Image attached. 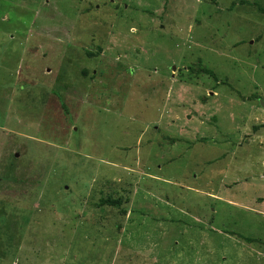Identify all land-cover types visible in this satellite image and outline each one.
I'll use <instances>...</instances> for the list:
<instances>
[{
	"label": "rangeland",
	"instance_id": "374dc122",
	"mask_svg": "<svg viewBox=\"0 0 264 264\" xmlns=\"http://www.w3.org/2000/svg\"><path fill=\"white\" fill-rule=\"evenodd\" d=\"M0 264H264V0H0Z\"/></svg>",
	"mask_w": 264,
	"mask_h": 264
},
{
	"label": "trees",
	"instance_id": "16d2710c",
	"mask_svg": "<svg viewBox=\"0 0 264 264\" xmlns=\"http://www.w3.org/2000/svg\"><path fill=\"white\" fill-rule=\"evenodd\" d=\"M208 72H212V71H208ZM110 202L112 204H120V201H117V200H110Z\"/></svg>",
	"mask_w": 264,
	"mask_h": 264
}]
</instances>
